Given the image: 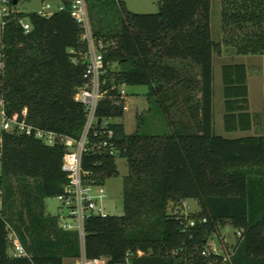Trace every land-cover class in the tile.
I'll use <instances>...</instances> for the list:
<instances>
[{"label": "trees", "instance_id": "obj_1", "mask_svg": "<svg viewBox=\"0 0 264 264\" xmlns=\"http://www.w3.org/2000/svg\"><path fill=\"white\" fill-rule=\"evenodd\" d=\"M85 1L91 32L105 44V60L116 64L103 76L96 114L123 117L119 86H147L148 102L133 132L126 133L121 122L111 124L117 155H83V168L101 185L119 174L118 157L128 167L123 213L85 221V255L105 257V264H224L221 256L201 252L232 227L241 235L228 264H264V97L260 133H215L213 68L222 46L264 54V0H220L219 42L211 36L212 0H159L156 13L132 12L122 0ZM63 2V10L47 17L20 12L31 24L27 33L16 19L5 26L0 99L10 118L21 119L26 109L28 123L78 137L85 107L74 95L86 80L87 44L70 16V1ZM221 78L224 129L250 130L255 115L245 64L222 65ZM159 112L162 133L148 127L149 116ZM63 152L60 144L1 130L0 264H63L66 258L74 264L80 256L77 231L62 229L59 218L45 213V198L55 197L66 182ZM190 199L199 206L189 215L196 224L184 230L179 211ZM8 225L26 255L10 253Z\"/></svg>", "mask_w": 264, "mask_h": 264}, {"label": "built area", "instance_id": "obj_2", "mask_svg": "<svg viewBox=\"0 0 264 264\" xmlns=\"http://www.w3.org/2000/svg\"><path fill=\"white\" fill-rule=\"evenodd\" d=\"M69 1L71 3L69 8L70 16L82 29L81 38L87 44V50L82 61L85 64L84 77L86 80L82 86L78 87L74 95V99L85 107V120L80 134L78 137H73L28 123L25 118L26 109L22 110L21 119L10 118L5 113L2 99H0L1 129L12 133L32 135L48 145L60 144L63 146L62 170L66 173V182L62 191L55 197L58 204L66 209V215L62 216L63 219H59V226L64 230H76L78 233L82 250L80 256L74 260V264H105L107 260L105 257H87L84 253L85 221L92 216L107 215L103 205V199L107 194L104 185L96 183L91 172L83 168L82 162L83 155L89 151L107 152L111 155L118 154L119 150L113 140L114 130L111 127V124L117 118L99 117L96 114L97 105L104 96L102 86L105 83V79H103V76L108 72L109 68H115L116 64L105 60V44L97 40L91 32L86 1ZM16 4H13L10 0H0V35L7 23L13 19L19 22L25 33L30 31L31 24L28 18L18 15L20 12L29 11L18 10ZM64 8L63 0H43L40 7L33 11L47 17ZM3 47L4 45L0 41V75L4 72ZM69 52L74 53V50L70 49ZM72 61L78 63L79 59L72 57ZM119 94L126 101L124 86H119ZM114 103L117 105L118 101H114ZM192 212L193 210L184 201L179 211V215L186 219L184 230L196 224L194 218H189ZM199 221L204 222L206 219L202 218ZM7 230V239L11 245L10 253L13 256L26 255V251L12 227L8 225ZM240 235L241 230L235 229V236L239 237ZM216 247L217 245L214 243H209L201 254L206 258L211 256V254L219 255L222 257V263H230L233 247L229 249H226V247L218 249ZM208 264H215V261L211 260Z\"/></svg>", "mask_w": 264, "mask_h": 264}, {"label": "rangeland", "instance_id": "obj_3", "mask_svg": "<svg viewBox=\"0 0 264 264\" xmlns=\"http://www.w3.org/2000/svg\"><path fill=\"white\" fill-rule=\"evenodd\" d=\"M127 8L135 13H156L159 10V0H122ZM41 0H19L16 8L22 11H33L39 8ZM220 0H212L211 8V36L216 42L222 39V28L220 20ZM226 63H243L247 70L248 101L249 110L255 115L254 124L257 128L260 123V114L262 109V100L264 97V54H237L232 46H222L220 52H215L213 56L214 68V131L217 134L234 137L233 133L224 129V98L223 84L221 78V67ZM126 91V110L122 118H117L115 122H121L124 125L126 133H131L136 128L137 114L146 110L148 102L146 100L147 86L145 85H127ZM149 116L148 127L162 133L166 129L165 123L161 119V113ZM2 125V116L0 114V132ZM153 128V129H152ZM119 174L108 178L104 184L107 196L103 199L104 210L109 215H120L123 213L122 206V179L128 172L127 162L124 158L118 157L116 160ZM1 173V162H0ZM45 213L49 216L63 219L66 215V209L61 207L56 197H47L44 200ZM189 205L198 208L195 199L188 201ZM172 206L169 207L171 209ZM193 207V208H194ZM196 211V210H195ZM219 236H215L213 243L216 248L226 247L229 249L234 246L236 241L235 229L232 227L222 229ZM219 237V238H218ZM220 247V248H219ZM63 264H73V260L64 259Z\"/></svg>", "mask_w": 264, "mask_h": 264}, {"label": "crops", "instance_id": "obj_4", "mask_svg": "<svg viewBox=\"0 0 264 264\" xmlns=\"http://www.w3.org/2000/svg\"><path fill=\"white\" fill-rule=\"evenodd\" d=\"M262 110V109H261ZM251 113H252V111L251 110H249ZM254 114V113H253ZM261 132V125H260V123L258 124V126H257V128H255V124L253 123V125H252V128L250 129V130H248V131H240V130H238V131H232V132H230V133H233L235 136L234 137H239V136H244V135H249V134H258V133H260ZM188 201L189 200H187L186 201V203L188 204ZM197 202V201H196ZM198 204V203H197ZM189 205V204H188ZM190 206V209L191 210H193V211H197L198 210V208H196V207H194L193 205H189ZM194 207V208H193Z\"/></svg>", "mask_w": 264, "mask_h": 264}, {"label": "water", "instance_id": "obj_5", "mask_svg": "<svg viewBox=\"0 0 264 264\" xmlns=\"http://www.w3.org/2000/svg\"><path fill=\"white\" fill-rule=\"evenodd\" d=\"M18 2V0H12L13 4H16Z\"/></svg>", "mask_w": 264, "mask_h": 264}]
</instances>
